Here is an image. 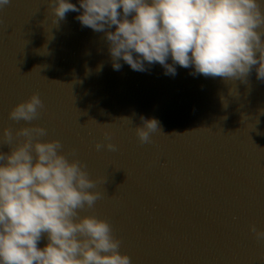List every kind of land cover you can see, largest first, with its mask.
Masks as SVG:
<instances>
[{"label": "water", "instance_id": "obj_1", "mask_svg": "<svg viewBox=\"0 0 264 264\" xmlns=\"http://www.w3.org/2000/svg\"><path fill=\"white\" fill-rule=\"evenodd\" d=\"M78 15L54 23L47 0L0 8V138L10 128L14 145L18 129L39 125L48 132L40 139L75 150L69 159L106 181L80 216L107 220L131 264H264V242L249 230L264 229V82L254 70L246 82L225 81L179 65L175 76L159 64L136 72L122 60L116 71L104 33ZM33 93L45 105L39 117L9 119ZM141 116L157 119L165 135L140 143ZM104 132L117 151L96 150Z\"/></svg>", "mask_w": 264, "mask_h": 264}, {"label": "clouds", "instance_id": "obj_2", "mask_svg": "<svg viewBox=\"0 0 264 264\" xmlns=\"http://www.w3.org/2000/svg\"><path fill=\"white\" fill-rule=\"evenodd\" d=\"M11 2L0 0V8ZM47 2L54 23L80 12L76 19L83 27L104 33L116 71L122 60L136 72L159 64L165 75L175 76L179 65L194 69V76L225 81L246 82L254 70L264 82V0H79V7L70 0ZM44 108L33 93L12 107L9 119L31 125ZM140 119L135 127L140 143L163 133L157 119ZM47 135L39 125L24 126L15 133L23 139L13 145V131L3 129L0 146L9 152L0 151V264H131L107 220L80 216L102 198L95 189L106 181L91 179L82 161L69 159L75 150L65 154L59 140L40 139ZM104 138L97 151L118 150L111 133ZM249 230L264 242V229ZM44 238L47 243L38 247Z\"/></svg>", "mask_w": 264, "mask_h": 264}]
</instances>
